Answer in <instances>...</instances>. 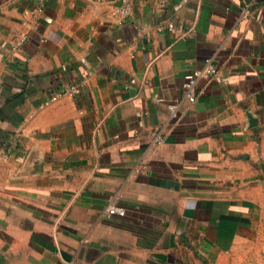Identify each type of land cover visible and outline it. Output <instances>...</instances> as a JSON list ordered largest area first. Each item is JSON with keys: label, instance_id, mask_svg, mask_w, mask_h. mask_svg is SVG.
Listing matches in <instances>:
<instances>
[{"label": "crops", "instance_id": "crops-1", "mask_svg": "<svg viewBox=\"0 0 264 264\" xmlns=\"http://www.w3.org/2000/svg\"><path fill=\"white\" fill-rule=\"evenodd\" d=\"M118 5L0 0V264H264V0Z\"/></svg>", "mask_w": 264, "mask_h": 264}, {"label": "built area", "instance_id": "built-area-1", "mask_svg": "<svg viewBox=\"0 0 264 264\" xmlns=\"http://www.w3.org/2000/svg\"><path fill=\"white\" fill-rule=\"evenodd\" d=\"M42 1V0H40ZM133 0H119V5L115 8L114 15L117 18V23L121 24L123 20L129 15L131 10ZM169 0H156V6L160 9H163ZM169 29L174 28V24L169 22L167 24ZM217 73L216 66L211 62L210 59H205L203 64L198 67L194 68L188 72H186L183 76V81L181 84L182 92L184 98L187 99L188 102H194L196 99V86L200 79L209 80L213 78ZM74 88V86L72 87ZM179 101L175 100L169 102L167 104V108L171 114V116H175L177 113ZM154 140L156 143H163L165 141L164 135L162 130L157 129L154 133ZM7 157V153L0 148V158ZM106 214L108 216L117 215V216H124L125 210L121 206L117 205H110L106 208Z\"/></svg>", "mask_w": 264, "mask_h": 264}, {"label": "water", "instance_id": "water-1", "mask_svg": "<svg viewBox=\"0 0 264 264\" xmlns=\"http://www.w3.org/2000/svg\"><path fill=\"white\" fill-rule=\"evenodd\" d=\"M247 116H248L249 122L251 123L253 121V118H252L251 114L248 113Z\"/></svg>", "mask_w": 264, "mask_h": 264}]
</instances>
